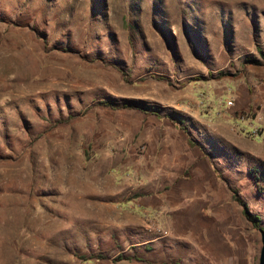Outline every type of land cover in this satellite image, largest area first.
<instances>
[{"label": "rangeland", "instance_id": "obj_1", "mask_svg": "<svg viewBox=\"0 0 264 264\" xmlns=\"http://www.w3.org/2000/svg\"><path fill=\"white\" fill-rule=\"evenodd\" d=\"M260 228L264 0H0V264H259Z\"/></svg>", "mask_w": 264, "mask_h": 264}, {"label": "trees", "instance_id": "obj_2", "mask_svg": "<svg viewBox=\"0 0 264 264\" xmlns=\"http://www.w3.org/2000/svg\"><path fill=\"white\" fill-rule=\"evenodd\" d=\"M160 78H164V77L162 75H160ZM99 102L101 104H103L105 106H108L110 108H113V109H116V108H119V107H122V108H135V109L140 108L144 112L155 114L158 117L165 116V114L161 115L160 111L157 110V109H154V108L153 109H145V108L139 107V105L133 103L132 101H124V102H122L120 104L112 102L110 100H101ZM166 117H169V115H167ZM171 120L176 122V120H174V119H171ZM237 201L243 206V213L245 214V216L249 220H251L255 226H258L259 225V217H258V215L251 213L248 210L247 205L240 198H237Z\"/></svg>", "mask_w": 264, "mask_h": 264}, {"label": "built area", "instance_id": "obj_3", "mask_svg": "<svg viewBox=\"0 0 264 264\" xmlns=\"http://www.w3.org/2000/svg\"><path fill=\"white\" fill-rule=\"evenodd\" d=\"M199 95H200L199 103L203 107H206L208 103H211L208 100V96L206 95V93L204 91H202ZM214 103H217L220 106V108L225 110V109H229V108L234 106V99H233V96L231 94H222L221 96H219L215 99ZM251 132L254 133L255 136L258 135L256 130H254V129L251 130Z\"/></svg>", "mask_w": 264, "mask_h": 264}, {"label": "water", "instance_id": "obj_4", "mask_svg": "<svg viewBox=\"0 0 264 264\" xmlns=\"http://www.w3.org/2000/svg\"><path fill=\"white\" fill-rule=\"evenodd\" d=\"M260 235H261V249L259 255V264H264V229L260 228Z\"/></svg>", "mask_w": 264, "mask_h": 264}, {"label": "crops", "instance_id": "obj_5", "mask_svg": "<svg viewBox=\"0 0 264 264\" xmlns=\"http://www.w3.org/2000/svg\"><path fill=\"white\" fill-rule=\"evenodd\" d=\"M197 81H198V80H197ZM201 81H202V80H199L197 83H196V81H195L193 84H194V85H195V84L198 85V84H200V83H201V84H204V82H203V81L201 82ZM200 86H201V85H200ZM191 87H192V86H191ZM240 104H241V103H240ZM239 106H241V105H239Z\"/></svg>", "mask_w": 264, "mask_h": 264}]
</instances>
